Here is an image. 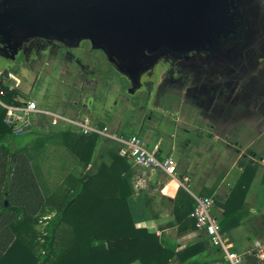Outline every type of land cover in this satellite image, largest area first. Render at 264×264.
I'll use <instances>...</instances> for the list:
<instances>
[{
  "label": "crops",
  "instance_id": "1",
  "mask_svg": "<svg viewBox=\"0 0 264 264\" xmlns=\"http://www.w3.org/2000/svg\"><path fill=\"white\" fill-rule=\"evenodd\" d=\"M29 54V64L36 78L44 77L46 91L47 80L55 83L57 89L53 94L59 96L50 101L56 106L54 109L23 93L20 77L6 81L23 94L16 99L32 98L39 106L40 111L33 114L30 124V130L35 132L34 141L39 145L64 144L63 133L73 132L71 128L75 127L69 124L70 120L80 116L88 117L92 125L102 130L97 133L98 139L87 168L82 169L78 158L69 150L75 164L81 168L79 175L83 171L93 172L91 168L96 170L97 164L107 158L108 151L120 146L116 138H128L138 133L136 129H147L146 135H143L146 145L159 158L169 155L175 158L178 166L176 176L158 170L147 174L145 181L140 177V169L132 164L133 193L129 197V204L136 226L156 232L165 245L176 250L194 243L203 234L197 229L179 234L175 224L174 200L179 188H185L192 195L194 203L195 196H210L214 200L211 213L222 221L224 209L217 203L226 201L244 172V164H249L255 167V171L245 196L240 224L224 233L239 251L264 247L262 238L256 233L258 230L264 233V85L257 93H252L255 87L245 84L243 88L246 94L238 96L237 88L225 84L220 77L206 72L178 75L164 69L154 85V97L151 100L149 95L146 97L149 107L141 110L139 105L132 104L131 97L121 91L122 84L116 79L102 85L101 81L89 78L71 85L72 75L63 63L62 52H54L50 43H46L40 51ZM82 86L84 89L79 91L78 87ZM98 88L100 94L97 96ZM90 92L95 93L91 95ZM252 103L253 110H247V105ZM147 109L149 113L146 115ZM154 118L159 119V124L169 120L176 124L185 121L186 132L194 139L188 138L184 146L174 139L175 132H172L168 138L170 141L166 140V130H160L157 134L153 131L155 129H150L155 125L150 126ZM243 135L248 137L245 142L241 140ZM97 159L99 161L94 165ZM240 161L243 165L239 164ZM155 173H161L163 178ZM186 177L189 178L187 184ZM50 213L49 217L55 214L52 209ZM219 255L224 261H213L211 264H229L220 249ZM134 264L141 263L136 261ZM170 264L182 263L175 257Z\"/></svg>",
  "mask_w": 264,
  "mask_h": 264
},
{
  "label": "trees",
  "instance_id": "2",
  "mask_svg": "<svg viewBox=\"0 0 264 264\" xmlns=\"http://www.w3.org/2000/svg\"><path fill=\"white\" fill-rule=\"evenodd\" d=\"M112 74L110 71L108 76ZM21 95L9 84H0L3 102H17ZM4 117L5 108L0 105V264H170L175 257L182 264L224 261L207 239L176 250L165 245L156 232L136 226L129 204L132 164L115 147L94 172L83 171L75 178L73 194L70 189H59L47 196L28 149L32 139L14 146L12 139L20 134L13 133ZM34 133L24 132L28 136ZM62 139L83 169L87 168L98 134L78 136L67 131ZM244 165L229 197L217 203L224 209L223 232L238 226L243 215L255 171V167ZM174 202L178 233L195 230L192 195L180 187ZM47 206H52L55 214L45 218V226L38 232L35 224L42 220ZM250 263L264 261L252 257Z\"/></svg>",
  "mask_w": 264,
  "mask_h": 264
},
{
  "label": "water",
  "instance_id": "3",
  "mask_svg": "<svg viewBox=\"0 0 264 264\" xmlns=\"http://www.w3.org/2000/svg\"><path fill=\"white\" fill-rule=\"evenodd\" d=\"M243 1L0 0V27L64 38L89 34L125 73L148 69L162 56L212 54L245 39Z\"/></svg>",
  "mask_w": 264,
  "mask_h": 264
},
{
  "label": "flooded vegetation",
  "instance_id": "4",
  "mask_svg": "<svg viewBox=\"0 0 264 264\" xmlns=\"http://www.w3.org/2000/svg\"><path fill=\"white\" fill-rule=\"evenodd\" d=\"M243 3L247 19L245 39H232L227 46L217 49L212 54L193 52L189 56H162L148 69L138 71L133 68L126 70L125 73L121 72L120 76L126 78L129 84L140 87L145 97L149 95L151 82L157 77L158 72L164 69L178 75L206 72L220 77L225 84L237 88L238 96L246 94L243 88L245 84L255 87L251 92L257 93L264 85V0H244ZM85 39L101 47L89 34L71 38L40 36L3 26L0 27V46L7 52L4 55L0 52V62L7 68H14L20 55L29 61L30 52L36 53L45 48L46 43H50L54 52L63 53V63L68 66L72 77L77 81H86L92 78L90 63L74 52L75 50L81 52L80 43ZM113 67L118 69L114 65Z\"/></svg>",
  "mask_w": 264,
  "mask_h": 264
},
{
  "label": "rangeland",
  "instance_id": "5",
  "mask_svg": "<svg viewBox=\"0 0 264 264\" xmlns=\"http://www.w3.org/2000/svg\"><path fill=\"white\" fill-rule=\"evenodd\" d=\"M81 47V52L80 50H75L74 52L79 56L83 57V59H86L88 63H90V69L93 71L90 75H92V78L97 79L102 82V85L104 84H109L115 79L119 81V83L122 84V89L121 91L124 92L126 96L131 97L132 104H136L140 106V109L148 108L149 103L147 101V98L144 96L142 90L140 87H136V85H131L128 83L126 78L123 76H120L122 73L120 69H115L113 67V64L110 60V58L107 56L106 52L102 47H97L95 46L92 42L89 40L85 39L83 42L80 43ZM85 47V48H84ZM0 52L4 53L7 52V50L3 51V47L0 46ZM63 55V53H62ZM77 56V57H78ZM102 61L104 62V65H102ZM64 62V61H63ZM100 63V64H99ZM2 63L0 62V67H2ZM205 66V64H204ZM32 66L29 64V61L24 57L23 55H20L17 59V64L14 68H7L8 71V76L6 77L7 81L10 82L12 81L11 79L14 77L16 78H21L22 79V84H21V89L23 93L26 95H29L33 97L34 99L38 101H43L44 103L47 104V106H50L51 108H56L55 105H52L50 102L52 99H55L59 97L57 94H53V91L57 89V86L55 83H49L47 80V91L45 88V83H43L44 77H41L39 79L36 78V74L31 70ZM110 71H113V74L111 76H108V73ZM162 74V71H159L157 74V77L154 79L153 82H151V90L149 92V97L150 100L152 97L155 95V86L158 80L160 79ZM122 77V78H121ZM159 77V79H157ZM71 85L75 82H77L75 77H72L71 80ZM79 91L84 89V87H78ZM94 90V88H92ZM78 91V92H79ZM105 90H102L104 92ZM47 92V94H46ZM108 92V91H107ZM92 93L91 95H94L95 92H90ZM133 95H129L132 94ZM97 96L100 94V89L95 93ZM128 94V95H127ZM253 103L251 105H247V110H253ZM166 109L168 108L171 110L169 107H165ZM146 115L149 113L148 109L146 110ZM262 121V120H261ZM147 124V123H146ZM155 124L154 127H150V129H155L153 131L159 133L161 130L162 132L166 130V140L170 137L172 132H175L174 139H176L178 142H180L182 145L185 146V141L189 138L194 139V136L188 135L186 132V127H185V121H180L179 123H174L171 120L163 121L161 124H159V119L154 118L151 123ZM158 129V130H157ZM146 128H143V130L136 129V132H138L141 135H146L147 131ZM157 130V131H156ZM34 135L28 136V134H20L14 139H12V144L15 146L16 144H19L21 142L31 140V145L29 146V151L32 154L33 157V164L35 167V170L37 171L40 183L42 185V188L45 192V194L51 195L58 189H70L69 193L70 195L73 194L74 192L71 191V188L73 186L74 180L76 177L79 176V173L81 171L80 166L82 165L79 163L75 164L74 160L72 159V156L70 155L68 147L64 144H55V143H47L44 145H39L34 141ZM34 138V139H33ZM242 142H245L248 140V137L246 135L242 136ZM66 146V147H65ZM99 158V157H98ZM94 165L96 162L99 160H94ZM129 161V160H128ZM130 162V161H129ZM131 163V162H130ZM132 164V163H131ZM134 168V166H133ZM83 169V168H82ZM136 169L134 168V173ZM91 171L93 168H91ZM90 172V170H89ZM155 175L159 178H163L161 173H155ZM58 187V188H57ZM57 188V189H56ZM51 209H53L52 206H47L45 209V212L42 215V220L39 221L38 223L35 224V229L38 232H41L45 226V218L49 217V213L51 212ZM52 213H50L51 215ZM46 215V216H45ZM258 236L262 238V242L264 243V233L262 231H256ZM197 239H206L203 235H199ZM251 246L253 245V242L250 244ZM234 247V246H233ZM221 264H227L221 263Z\"/></svg>",
  "mask_w": 264,
  "mask_h": 264
},
{
  "label": "built area",
  "instance_id": "6",
  "mask_svg": "<svg viewBox=\"0 0 264 264\" xmlns=\"http://www.w3.org/2000/svg\"><path fill=\"white\" fill-rule=\"evenodd\" d=\"M3 71L4 69L0 68V84H7ZM0 105L5 108V123L12 128L16 135L24 133L26 126L31 124L33 114L40 111L37 102L32 98L17 99V102L12 103H5L0 99ZM69 124L75 126L71 130L79 135L102 132L99 127L92 125L86 116L71 119ZM116 139L121 143L118 147L119 154L140 169V177L144 181L147 174L158 170L170 176L177 175L178 166L175 158L171 155L159 158L154 151L147 147L143 135L135 133L128 138ZM188 180L189 178L186 177L185 184L188 183ZM213 204L214 200L210 196H195L194 208L191 213L195 219L196 229L206 237L210 245L220 249L229 264H251L249 260L251 257L264 259V247L247 251H239L233 247L222 231L220 219L211 213Z\"/></svg>",
  "mask_w": 264,
  "mask_h": 264
}]
</instances>
